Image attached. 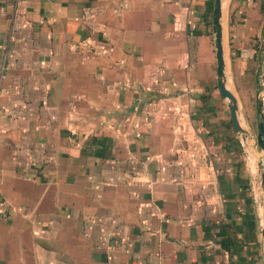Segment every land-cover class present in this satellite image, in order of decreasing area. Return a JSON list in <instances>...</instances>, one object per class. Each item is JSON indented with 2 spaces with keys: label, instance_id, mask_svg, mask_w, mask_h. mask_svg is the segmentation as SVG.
<instances>
[{
  "label": "crops",
  "instance_id": "1",
  "mask_svg": "<svg viewBox=\"0 0 264 264\" xmlns=\"http://www.w3.org/2000/svg\"><path fill=\"white\" fill-rule=\"evenodd\" d=\"M213 6L0 0V264H264ZM221 25L246 107L264 0H224Z\"/></svg>",
  "mask_w": 264,
  "mask_h": 264
},
{
  "label": "water",
  "instance_id": "2",
  "mask_svg": "<svg viewBox=\"0 0 264 264\" xmlns=\"http://www.w3.org/2000/svg\"><path fill=\"white\" fill-rule=\"evenodd\" d=\"M224 0H214V6L212 9L211 23L214 33V48H215V77L216 86L220 95L227 101V107L229 110L230 120L233 130L241 138V144L252 155V171L254 174L253 183V195L260 203V233L261 239L264 243V46L263 52L260 57V65L262 71L257 79L255 87L254 101H255V113L257 121L255 124V147L250 143V135L243 127V122L240 119L239 103L230 89L227 87L226 77L224 73V60H223V47L222 38L223 31L221 25V6ZM258 193V196H256Z\"/></svg>",
  "mask_w": 264,
  "mask_h": 264
},
{
  "label": "rangeland",
  "instance_id": "3",
  "mask_svg": "<svg viewBox=\"0 0 264 264\" xmlns=\"http://www.w3.org/2000/svg\"><path fill=\"white\" fill-rule=\"evenodd\" d=\"M225 31L227 33V29H225ZM256 40H257V42H256L257 50L255 51V59H256L257 63L259 61V68L257 70L256 79H259V74L262 71V67L260 65V57H261V54L263 52L262 48L264 46V30L263 29H261V33H260V35H258V38H256ZM225 52L226 53L228 52L227 46H225ZM224 73H225V77L228 79V81L231 82L230 81V75H231L230 65L228 64L227 59H226V68L224 70ZM254 90H255V87L248 94L247 103H248L249 106L240 107V108L244 109L245 112H247L246 108H248V110L250 111L249 115H247L248 126L243 125V127L245 128V130H247L249 132L250 143H251V145L253 147H255V133H256L255 124H256V121H257V116H256V113H255ZM256 201H258V200L256 199Z\"/></svg>",
  "mask_w": 264,
  "mask_h": 264
}]
</instances>
